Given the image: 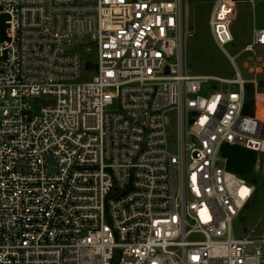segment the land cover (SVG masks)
<instances>
[{
  "label": "built area",
  "instance_id": "1",
  "mask_svg": "<svg viewBox=\"0 0 264 264\" xmlns=\"http://www.w3.org/2000/svg\"><path fill=\"white\" fill-rule=\"evenodd\" d=\"M184 7L0 0V264L260 263L264 239L232 238L254 187L222 149L264 155V93L185 72ZM235 15L213 4L217 47ZM263 46L255 28L241 52Z\"/></svg>",
  "mask_w": 264,
  "mask_h": 264
},
{
  "label": "rangeland",
  "instance_id": "2",
  "mask_svg": "<svg viewBox=\"0 0 264 264\" xmlns=\"http://www.w3.org/2000/svg\"><path fill=\"white\" fill-rule=\"evenodd\" d=\"M217 0H185L183 11V54L185 72L188 75H213L234 79L239 73L244 80H254L255 89L264 93V46L251 52L243 51L251 40L253 25L264 28V0H230L235 3L236 15L231 24L233 43L219 48L214 43L208 26V18ZM72 43L69 48H74ZM238 54V56H236ZM93 61V56L86 55ZM232 91H236L233 87ZM247 106L253 102L254 88L246 87ZM169 137L173 140L175 117H169ZM230 150L233 162L248 159L249 165H241L239 176L254 187L251 199L238 215L232 227L233 239H264V155L237 148ZM223 152V149H222ZM226 152V151H225ZM224 152V153H225ZM223 154V153H222ZM264 264L263 256L260 263Z\"/></svg>",
  "mask_w": 264,
  "mask_h": 264
},
{
  "label": "trees",
  "instance_id": "3",
  "mask_svg": "<svg viewBox=\"0 0 264 264\" xmlns=\"http://www.w3.org/2000/svg\"><path fill=\"white\" fill-rule=\"evenodd\" d=\"M4 21H5V16L0 14V41L3 40L4 38ZM233 148L236 147H225L223 148V156L227 159V168L235 173L237 176H241L243 174V171H241V165H245V167L247 165H249L248 163L246 164V162H248V159L246 157H244V155H242V152L240 151L241 148H237L239 153L246 159V160H242V161H234L232 159L231 153L229 152L230 150H234ZM242 150V149H241ZM244 150V149H243ZM226 151V152H225ZM247 151V150H245ZM225 152V153H224ZM248 152V151H247ZM250 152V151H249ZM253 153V152H252Z\"/></svg>",
  "mask_w": 264,
  "mask_h": 264
},
{
  "label": "water",
  "instance_id": "4",
  "mask_svg": "<svg viewBox=\"0 0 264 264\" xmlns=\"http://www.w3.org/2000/svg\"><path fill=\"white\" fill-rule=\"evenodd\" d=\"M85 68H86L87 70H90V69H91V65H90L89 63H86Z\"/></svg>",
  "mask_w": 264,
  "mask_h": 264
},
{
  "label": "crops",
  "instance_id": "5",
  "mask_svg": "<svg viewBox=\"0 0 264 264\" xmlns=\"http://www.w3.org/2000/svg\"><path fill=\"white\" fill-rule=\"evenodd\" d=\"M257 29V27L255 25H253V29ZM258 29H264L263 27H258Z\"/></svg>",
  "mask_w": 264,
  "mask_h": 264
},
{
  "label": "bare ground",
  "instance_id": "6",
  "mask_svg": "<svg viewBox=\"0 0 264 264\" xmlns=\"http://www.w3.org/2000/svg\"><path fill=\"white\" fill-rule=\"evenodd\" d=\"M243 192H245V191L243 190Z\"/></svg>",
  "mask_w": 264,
  "mask_h": 264
}]
</instances>
